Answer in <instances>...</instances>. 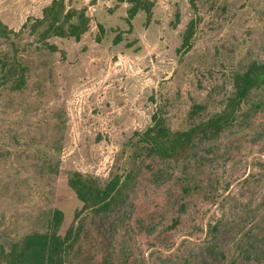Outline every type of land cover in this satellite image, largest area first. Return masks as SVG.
<instances>
[{"label":"rangeland","instance_id":"obj_1","mask_svg":"<svg viewBox=\"0 0 264 264\" xmlns=\"http://www.w3.org/2000/svg\"><path fill=\"white\" fill-rule=\"evenodd\" d=\"M49 1L0 0V19L17 30ZM70 4L85 5L91 21L78 41L48 39L63 56L27 30L12 45L0 37V58L11 63L6 78L0 71V243L44 230L54 208L64 213V233L81 206L67 186L71 171L105 180L132 168L124 212H83L72 264H261L241 251L264 249V87L252 91L214 147H199L202 164L188 156L184 182L186 162L138 156L134 131L157 110L177 129L196 104L203 117L221 108L231 74L264 61V0H194V8L189 0H154L151 20L145 24L138 11L131 31L125 2ZM191 18L190 47L177 51ZM118 31L122 39L113 43ZM18 67L25 83L17 89Z\"/></svg>","mask_w":264,"mask_h":264},{"label":"trees","instance_id":"obj_2","mask_svg":"<svg viewBox=\"0 0 264 264\" xmlns=\"http://www.w3.org/2000/svg\"><path fill=\"white\" fill-rule=\"evenodd\" d=\"M127 4L125 10V22L127 30L132 29V19L138 11L145 14V24L152 17L154 0H116ZM194 8V0H189ZM85 5L75 7L70 0H50L41 8L38 17H27L19 29L15 30L7 26L0 19V37L8 39L10 44L14 41L10 38L20 35L24 30L29 34H36V39L49 51H59L63 56L64 50L48 41L51 37L73 38L80 40L81 36L90 27V16L86 13ZM179 21V10L175 9L172 25ZM195 19L188 20L182 34L178 50H186L190 47V39L194 34ZM98 32L95 35L100 40L104 27L100 22L96 23ZM123 32V31H122ZM118 31L113 37V43L122 39ZM11 63L0 58L1 77H7V71ZM18 73L14 79L15 88H20L25 83L23 67L17 68ZM231 90L223 100L219 110L206 117L199 116L203 106L196 104L189 113V123L184 128L172 129L166 122L163 112L154 111L151 114V124L142 131H134L136 140L134 148L138 156L143 158H157L162 162L179 163L186 162L180 172L182 182L188 177V167L192 155L197 165L203 163V156L199 153V147L212 146L217 139L235 122L239 120L242 104L250 97L254 89L264 87V61L248 63L243 70L231 74ZM258 104H255V108ZM211 148L208 149V151ZM133 158L136 156V152ZM205 151V149H203ZM211 152V150H210ZM208 153V152H207ZM137 157V156H136ZM128 171L124 177L118 172H113L105 180H100L89 173L73 170L67 175V186L81 202L76 208L70 225L64 233H60V227L64 220V213L59 208H54L50 213L44 230H31L19 239L11 242L7 247L0 243V264H72V252L76 245L83 226V212L89 211L93 215H106L115 212H124L120 206L124 201L125 182L133 179L135 172ZM162 177L163 170L156 173ZM187 190V187L183 186ZM118 210V211H117ZM120 210V211H119ZM215 229V226H212ZM252 245L241 251L246 260L252 255L253 259L263 264L264 249L253 250ZM218 257L225 258L223 251L219 250Z\"/></svg>","mask_w":264,"mask_h":264}]
</instances>
